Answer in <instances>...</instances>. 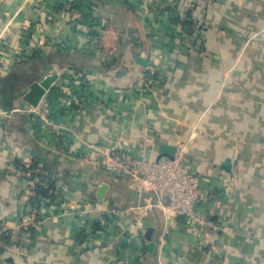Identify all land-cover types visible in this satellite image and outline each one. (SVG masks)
<instances>
[{"label": "crops", "instance_id": "1", "mask_svg": "<svg viewBox=\"0 0 264 264\" xmlns=\"http://www.w3.org/2000/svg\"><path fill=\"white\" fill-rule=\"evenodd\" d=\"M99 6L124 10L133 78L50 63L39 70L43 78L61 74L35 111H25L30 86L4 95L35 55L92 48L104 60L121 51L119 30ZM188 6L203 27L189 44L177 23ZM144 135L153 158L162 145H183L185 168L211 195L198 207L203 225L177 218L165 234L162 212H151L155 251L146 234H122L141 202L130 178L81 162L86 142L120 137L138 147ZM36 157L56 181L53 201L35 203L20 168ZM84 200L123 212L118 225L63 212L64 202ZM33 207L48 219L2 236L0 264H264V0H0V221L15 226Z\"/></svg>", "mask_w": 264, "mask_h": 264}, {"label": "built area", "instance_id": "2", "mask_svg": "<svg viewBox=\"0 0 264 264\" xmlns=\"http://www.w3.org/2000/svg\"><path fill=\"white\" fill-rule=\"evenodd\" d=\"M52 73L60 75L61 71L55 70ZM69 96L79 108L85 106V100L80 99L81 97H73L72 93H69ZM35 110L36 107L31 106L25 111ZM152 149V140L147 135L142 137L138 147L130 141L117 137L108 144L86 142L85 150L81 155V162L105 170L112 177L130 178V187L137 193L141 202L130 209L137 211L138 216L122 234H127L128 237L144 236L148 230L147 218L155 210L162 212L166 224L165 234L171 232V227L177 218L191 227L197 223L203 225L204 221L200 217L198 207L208 202L211 195L204 189L202 177L185 168L183 145L177 147L174 158L163 157L160 160L149 155ZM31 164V161L22 159L20 168L27 179L29 191L35 197L38 185L50 184L49 171L45 167L28 169ZM62 209L65 214L73 215L79 221H89V217L93 214H101V216L109 217L110 223L115 226L118 225L119 218L123 214L114 208L107 209L99 205L94 207L88 200L76 204L64 202ZM47 219L39 208L33 207L29 217L19 221L15 226L7 221H0V241L2 236L13 229L29 231L42 225ZM211 244L207 238L204 239L206 247H213Z\"/></svg>", "mask_w": 264, "mask_h": 264}, {"label": "trees", "instance_id": "3", "mask_svg": "<svg viewBox=\"0 0 264 264\" xmlns=\"http://www.w3.org/2000/svg\"><path fill=\"white\" fill-rule=\"evenodd\" d=\"M185 8L186 16L178 17L177 23L180 24L181 27H183V29L185 30L186 43L189 44L196 38H199L196 36V32L197 30H203V27L199 23V21H196V19L194 18V7L188 6ZM123 13L124 10L122 8L115 9L108 6L103 8L99 6V14L102 17H104L103 15H105V18H108V21L113 24L116 29L119 30V44L121 43L122 47L121 51H117V53L113 54L111 57H107L104 60L100 59V56L96 54L95 49L92 48L74 50L64 49L47 57L35 55L33 57V63L23 62L13 73L9 82H7V90H5L4 95L10 97L11 95H13V93L21 92L24 88L31 86V84L36 79L42 80L43 75L39 73V70L42 67L49 65L50 63H59L60 65L78 73L97 70L104 73L107 79H112L114 75H121L126 72H130V77L133 78L136 71L135 69H132L130 71V67L128 66L127 62V59H129L131 53L129 51H125V46H127L125 43L126 37L130 36V33L132 31L129 29V23L124 22ZM131 28L132 30L138 31V29H135L134 27ZM99 44L100 40L98 39L95 43V48L98 49ZM36 65L38 68H35ZM40 161H42L40 158H34L32 164L28 169H37ZM109 176L112 177L111 175ZM50 178L51 176L49 175V180ZM112 178L118 179L120 177ZM50 184L51 185L47 187L42 185L37 186L36 196L33 198V201H36L35 203H41L42 198H51L52 201L56 198L58 194L56 181H52V183Z\"/></svg>", "mask_w": 264, "mask_h": 264}, {"label": "water", "instance_id": "4", "mask_svg": "<svg viewBox=\"0 0 264 264\" xmlns=\"http://www.w3.org/2000/svg\"><path fill=\"white\" fill-rule=\"evenodd\" d=\"M140 63L143 65H147L148 61L145 59H139ZM59 74L52 73L44 77L40 81H35L31 84L29 91L24 95V100L33 107H38L46 94V92L52 87L54 82L59 78ZM177 152V147L162 145L160 147V154L158 156V160L163 157L174 158ZM108 185L104 184L99 189V197L103 198L108 189ZM153 232L154 228L149 227L146 232L147 239L151 242L150 248L151 251H155L157 244L153 242Z\"/></svg>", "mask_w": 264, "mask_h": 264}]
</instances>
